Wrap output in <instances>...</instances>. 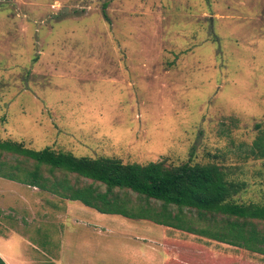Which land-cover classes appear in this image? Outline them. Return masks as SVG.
Listing matches in <instances>:
<instances>
[{"label": "rangeland", "instance_id": "374dc122", "mask_svg": "<svg viewBox=\"0 0 264 264\" xmlns=\"http://www.w3.org/2000/svg\"><path fill=\"white\" fill-rule=\"evenodd\" d=\"M262 122L264 0H0L3 139L216 161L248 181L241 200L264 203V158L249 153ZM76 205L91 208L0 177V250L11 264H90L98 239Z\"/></svg>", "mask_w": 264, "mask_h": 264}, {"label": "trees", "instance_id": "16d2710c", "mask_svg": "<svg viewBox=\"0 0 264 264\" xmlns=\"http://www.w3.org/2000/svg\"><path fill=\"white\" fill-rule=\"evenodd\" d=\"M107 6L103 12L109 19ZM256 127L249 153L264 158V122ZM234 173L232 166L216 161L124 162L0 137V177L100 213L147 219L264 254V203L241 200L249 183ZM0 264H8L1 255Z\"/></svg>", "mask_w": 264, "mask_h": 264}, {"label": "crops", "instance_id": "0c3cea01", "mask_svg": "<svg viewBox=\"0 0 264 264\" xmlns=\"http://www.w3.org/2000/svg\"><path fill=\"white\" fill-rule=\"evenodd\" d=\"M91 208L74 211L83 215V229L98 239L90 264H264L263 253L147 219L98 220ZM0 255L11 264L10 254L1 249ZM55 257L61 264L65 260L61 252Z\"/></svg>", "mask_w": 264, "mask_h": 264}]
</instances>
